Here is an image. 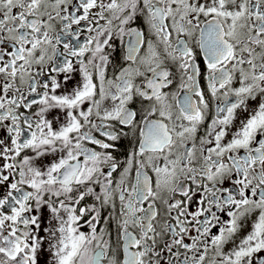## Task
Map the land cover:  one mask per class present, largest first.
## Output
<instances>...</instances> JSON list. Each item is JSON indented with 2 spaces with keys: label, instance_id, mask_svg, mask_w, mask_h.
Segmentation results:
<instances>
[{
  "label": "snow or ice",
  "instance_id": "1",
  "mask_svg": "<svg viewBox=\"0 0 264 264\" xmlns=\"http://www.w3.org/2000/svg\"><path fill=\"white\" fill-rule=\"evenodd\" d=\"M0 264H264V0H0Z\"/></svg>",
  "mask_w": 264,
  "mask_h": 264
}]
</instances>
